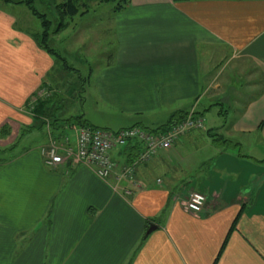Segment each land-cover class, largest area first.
<instances>
[{
	"label": "crops",
	"instance_id": "obj_1",
	"mask_svg": "<svg viewBox=\"0 0 264 264\" xmlns=\"http://www.w3.org/2000/svg\"><path fill=\"white\" fill-rule=\"evenodd\" d=\"M8 5L0 128L32 122L26 102L57 64ZM114 23L117 48L90 73L99 119L83 117L160 132L194 112L204 126L138 165L133 180L119 175L137 142L111 152L108 179L86 166L50 167L45 143L4 161L0 264H264V151H242L252 134L264 138V0H131ZM244 66L236 88L245 95L231 107L216 79L225 73L237 86L228 72ZM214 134L238 146L217 145ZM192 191L206 196L200 213L184 206Z\"/></svg>",
	"mask_w": 264,
	"mask_h": 264
},
{
	"label": "rangeland",
	"instance_id": "obj_2",
	"mask_svg": "<svg viewBox=\"0 0 264 264\" xmlns=\"http://www.w3.org/2000/svg\"><path fill=\"white\" fill-rule=\"evenodd\" d=\"M42 1L44 3L36 0V5L40 11H46L52 20V32L58 24L56 14L45 7L46 0ZM0 4L3 3L0 1ZM88 4L90 6L86 12L66 19L69 23L65 29L58 33H51L48 40L49 45L57 50L60 59L49 72L48 87L40 91L30 102L29 112L39 99V95L42 98L53 94L57 95L55 100L57 106L54 104V107L58 109L56 117L59 120L54 121L53 118L42 117L37 121L31 113V123L7 125L5 130H0V166L4 161L27 148L35 149L44 143L43 147H48L52 139L63 142L66 141V138L71 139L70 133H74L72 126L75 123L69 124L65 119L73 115L81 114L93 122L98 121L97 93L93 85V78L90 80V73L96 71L98 65L106 62L109 55H113L117 48L118 41L114 23L117 12L114 10L115 1L89 0ZM8 9L15 12L18 23L32 34L41 31L40 20L31 13L26 5L10 4ZM54 59L56 58L54 57ZM228 74L231 77L234 76L233 80L237 86L232 83L228 85L227 82L225 84L223 75L226 74H218L216 81H221L220 89L225 91V94L219 93L218 97L223 94L231 107H241V103L236 100L243 98L246 88L236 87L241 85V81H246L247 68L244 66L238 72L230 71ZM224 109L226 110V108ZM235 111L237 112V110ZM192 113L196 116L199 115ZM262 126L264 127L263 123ZM109 128L113 130L114 127ZM261 133L260 131L252 134L251 139L245 142L242 151L247 150L254 154H261V151H264V138L259 136Z\"/></svg>",
	"mask_w": 264,
	"mask_h": 264
},
{
	"label": "built area",
	"instance_id": "obj_3",
	"mask_svg": "<svg viewBox=\"0 0 264 264\" xmlns=\"http://www.w3.org/2000/svg\"><path fill=\"white\" fill-rule=\"evenodd\" d=\"M203 126V119L192 112L184 120L174 122L160 132L149 131L141 126L111 130L74 124V144L70 138H66L64 142L52 139L48 147L41 149V153L50 167L58 164L86 166L93 169L100 178L108 179L116 167L111 152L115 148L138 142L142 147L141 151L132 162L122 167L119 175L133 180L138 165L150 161L160 151L169 149L187 131ZM205 204L206 196L199 191L190 192L184 202L186 210L191 213L202 212Z\"/></svg>",
	"mask_w": 264,
	"mask_h": 264
},
{
	"label": "trees",
	"instance_id": "obj_4",
	"mask_svg": "<svg viewBox=\"0 0 264 264\" xmlns=\"http://www.w3.org/2000/svg\"><path fill=\"white\" fill-rule=\"evenodd\" d=\"M1 3L4 5L8 4H23L26 5L31 13L37 17L40 22H41V31L39 33H35V39L37 40L39 46L46 50L53 58L55 57L56 61L60 59L59 53L55 48L49 45V38L51 36V33H58L60 30H63L67 27L68 21L66 20L67 18H72L77 14H80L82 12H86L89 9V0H46V5L45 7L50 10L51 12H54L56 14L57 18V23L55 26V29L51 32V27H52V20L49 18L47 12L45 11H40L39 8L36 5V0H0ZM103 1H115L116 4L114 6L115 12L121 11L125 9L131 2V0H103ZM44 3L42 0H40V3ZM48 85V84H47ZM46 83H44L39 90L34 93L31 97L26 102V107L29 110L30 102L33 98H35L40 91L48 87ZM57 95L55 96L50 95L49 97H41L39 95V99L36 101V103L33 105L32 110L30 113H32L33 118L38 121V118L42 117H50L53 118L54 121H58V117H56V111L58 110L56 107H54L55 100H56ZM55 106H57L55 104ZM30 111V110H29ZM226 113V112H225ZM189 113L186 114V116ZM185 116V117H186ZM184 117V118H185ZM65 121L69 124H77L79 126H91V127H97L92 124H90L84 117L83 115H76V116H71ZM6 124L0 128V130H5L6 129ZM213 141L217 145L224 146L225 148L228 147H236L238 146L237 143L233 142L231 139L226 138L225 136L221 134H214L213 135ZM136 146H140V144L137 142L135 144ZM135 159V158H134ZM133 159L130 161L132 162ZM145 237H147L145 233Z\"/></svg>",
	"mask_w": 264,
	"mask_h": 264
},
{
	"label": "water",
	"instance_id": "obj_5",
	"mask_svg": "<svg viewBox=\"0 0 264 264\" xmlns=\"http://www.w3.org/2000/svg\"><path fill=\"white\" fill-rule=\"evenodd\" d=\"M155 226H153V225H150L149 226V228L147 229V231H146V235H148L149 233H151L153 230H155Z\"/></svg>",
	"mask_w": 264,
	"mask_h": 264
}]
</instances>
